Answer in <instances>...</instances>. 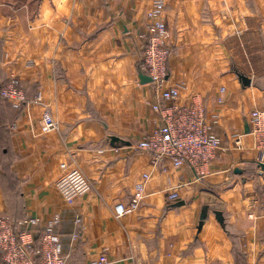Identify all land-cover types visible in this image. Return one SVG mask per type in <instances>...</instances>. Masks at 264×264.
Instances as JSON below:
<instances>
[{
    "label": "crops",
    "instance_id": "obj_1",
    "mask_svg": "<svg viewBox=\"0 0 264 264\" xmlns=\"http://www.w3.org/2000/svg\"><path fill=\"white\" fill-rule=\"evenodd\" d=\"M154 2L0 0V84L17 77L30 100L21 111L0 106V150L9 149L0 155V216L46 223L61 214L70 264L103 253L110 264H264V160L249 125L264 110V0H164L169 85L181 86L180 104L203 103L223 142L202 178L154 166L137 147L160 122L153 87L140 80L138 35ZM43 105L59 124L48 134ZM62 163L94 185L73 203L56 187ZM142 185L141 207L117 217L116 205Z\"/></svg>",
    "mask_w": 264,
    "mask_h": 264
},
{
    "label": "built area",
    "instance_id": "obj_2",
    "mask_svg": "<svg viewBox=\"0 0 264 264\" xmlns=\"http://www.w3.org/2000/svg\"><path fill=\"white\" fill-rule=\"evenodd\" d=\"M164 0H155L147 13L145 31L138 35L143 42L140 70L151 78L149 83L157 99L152 110L158 114L159 124L137 144L138 149L147 151L152 156L154 166L165 167L170 162L176 169L187 167L198 178L207 174L208 166L217 158L222 149V139L215 131L217 120L210 117L206 107L196 97L180 104L181 86L169 85L171 33L165 16ZM0 99L9 102L18 111L27 107L30 100L22 87L21 81L12 76L1 86ZM36 102L41 103L40 95ZM44 106L42 116V134L58 130L52 109ZM250 134L255 148L264 160V110L255 109L249 119ZM16 125L13 126L15 128ZM239 141V140H238ZM63 174L56 182V187L68 203L93 190L90 179L78 168L61 164ZM145 174L144 178L148 179ZM145 197L144 186H140L129 204L119 203L115 207L117 217H123L141 207ZM178 193L168 194V199H178ZM62 215L55 214L44 223L39 217L14 220L10 215L0 216V264H68L58 227ZM80 224L81 219L77 218ZM75 232L73 237L78 238ZM40 238L39 244L36 239ZM88 264H110L106 253Z\"/></svg>",
    "mask_w": 264,
    "mask_h": 264
},
{
    "label": "trees",
    "instance_id": "obj_3",
    "mask_svg": "<svg viewBox=\"0 0 264 264\" xmlns=\"http://www.w3.org/2000/svg\"><path fill=\"white\" fill-rule=\"evenodd\" d=\"M4 84H0V86H3ZM6 103V104H9L10 105V107L12 108V109H14L13 107H12V105L9 103V102H6V101H3L2 99H0V106L2 105L1 103ZM24 109V108H23ZM4 121L0 118V132L2 133V132H5V130H6V127L4 126ZM6 135H8V134H6ZM4 149H7V152H5L4 151ZM8 155L9 154V149L7 148V147H4L2 150H0V155L2 156V155ZM5 176L7 177V179L9 180V187L12 189V191H13V194H16L17 193V187L15 186L17 183L15 182V180H17L16 178H15V176L9 171V169L8 168H6L5 169ZM14 220H18V219H15V217L14 216H11ZM25 219V218H24ZM22 220V219H21ZM39 241H40V238L38 237L37 239H36V244L38 245L39 244ZM68 264H70L69 263V259H68Z\"/></svg>",
    "mask_w": 264,
    "mask_h": 264
},
{
    "label": "water",
    "instance_id": "obj_4",
    "mask_svg": "<svg viewBox=\"0 0 264 264\" xmlns=\"http://www.w3.org/2000/svg\"><path fill=\"white\" fill-rule=\"evenodd\" d=\"M243 81L245 84H249L250 83V79L246 78V77H242ZM140 80L143 82V83H150L151 82V78L145 74H140ZM0 89H1V86H0ZM112 140V144H115L116 142L120 141V138H117V137H112L111 138ZM261 167L264 168V164H261ZM181 205V204H179ZM217 215V220L220 222V223H223V217L221 215V213L217 212L216 213Z\"/></svg>",
    "mask_w": 264,
    "mask_h": 264
}]
</instances>
